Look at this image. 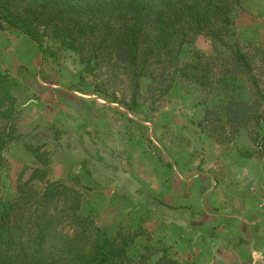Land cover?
<instances>
[{"label": "rangeland", "instance_id": "374dc122", "mask_svg": "<svg viewBox=\"0 0 264 264\" xmlns=\"http://www.w3.org/2000/svg\"><path fill=\"white\" fill-rule=\"evenodd\" d=\"M233 39L248 55L264 94V0H240L226 38ZM193 46L211 55L215 45L198 35ZM0 70L20 83L14 92V139L0 158L4 197L13 196L17 178L25 180L34 167L43 166L49 179L65 178L70 171L78 173V159L91 171L90 159L96 157L104 169L88 170L89 189L75 188L84 210L97 208V226L110 233L141 226L134 258L149 257L158 244L189 264H264V243L248 244L257 229L234 221V214L246 219L248 210L264 212V129L257 127L259 138L251 144L248 137L256 135L251 122L236 134L228 122L213 128L206 111H213L215 100L191 84L177 85L156 110H149L145 95L136 109H125L78 85L68 59L39 64L35 44L8 29L0 30ZM249 92L242 98L256 97ZM81 100L94 101L102 113L85 116L88 108ZM27 184L42 187L34 179Z\"/></svg>", "mask_w": 264, "mask_h": 264}, {"label": "trees", "instance_id": "16d2710c", "mask_svg": "<svg viewBox=\"0 0 264 264\" xmlns=\"http://www.w3.org/2000/svg\"><path fill=\"white\" fill-rule=\"evenodd\" d=\"M239 4L240 0H0V30H12L33 42L41 65L68 59L78 85L86 84L90 93L128 110L138 107L142 95L149 110H156L177 85L205 89L215 100L213 111H206L207 122L222 129L228 122L234 134L251 122L256 135L248 139L254 144L258 128L264 129V94L251 74L248 55L234 39L226 40ZM198 35L214 43L213 54L193 46ZM19 85L0 70V158L5 144L14 139V92ZM243 92L256 97L248 101ZM81 102L88 108L85 116L102 113L94 101ZM200 102L208 104L206 99ZM123 136L119 139L126 144ZM28 149L42 161L36 149ZM90 163L91 171L78 159V173L56 179L37 166L25 180L17 178L13 196L0 192V264H189L158 244L149 257L134 258L140 225L130 232L110 233L94 224L97 208L84 210L82 193L75 188L89 189L87 177L106 166L96 157ZM33 179L42 187L27 184Z\"/></svg>", "mask_w": 264, "mask_h": 264}, {"label": "crops", "instance_id": "0c3cea01", "mask_svg": "<svg viewBox=\"0 0 264 264\" xmlns=\"http://www.w3.org/2000/svg\"><path fill=\"white\" fill-rule=\"evenodd\" d=\"M239 180V179H238ZM240 180H242L241 178H240ZM244 180H246V181H249V176H245L244 177ZM251 186H254V185H252V184H250ZM253 187H250L249 186V189H252ZM253 190V189H252ZM252 195H253V197L254 198H256L255 197V195L253 194V191H252ZM253 199V198H252ZM254 200V199H253ZM259 199L257 198L256 199V201H258ZM250 206V205H249ZM248 213V214H247ZM247 213H244L243 215H245V217H246V219H244V218H237V215H235L234 214V221L235 222H239L238 220H240V223H245L246 222V224L244 225V226H246L247 224V228H248V226L250 227V226H252V229L253 228H256L257 229V232H256V236H255V238H254V236L250 239L249 237H248V244H250V245H253L254 243H255V240L257 239V240H261V242L262 243H264V212H262V210H257V211H255V213H252V214H250L249 213V210L247 211ZM255 216V217H254ZM253 217V218H252ZM251 237V236H250ZM250 239V240H249ZM247 248V247H246ZM254 252V249L253 248H251L250 249V251L247 253L248 254V256L249 255H251L252 253ZM261 253V252H260ZM251 257V256H250ZM249 258V257H248Z\"/></svg>", "mask_w": 264, "mask_h": 264}]
</instances>
